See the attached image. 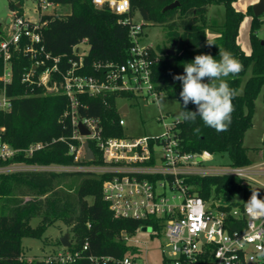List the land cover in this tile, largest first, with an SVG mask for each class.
I'll use <instances>...</instances> for the list:
<instances>
[{
  "label": "trees",
  "instance_id": "16d2710c",
  "mask_svg": "<svg viewBox=\"0 0 264 264\" xmlns=\"http://www.w3.org/2000/svg\"><path fill=\"white\" fill-rule=\"evenodd\" d=\"M71 6L66 16L49 18L43 30L46 50L55 56H71L72 48L84 39L90 45L89 55L85 58L84 75H96L95 63L123 64L129 57L132 42L129 29L118 22V16L106 9L96 8L92 0H58ZM253 1V0H252ZM11 1L10 9L18 10ZM175 2L179 5L173 10L163 9ZM237 0H131V12L147 25H159L166 29L167 40L176 42L172 57L165 51L160 62L154 67L153 81L157 90L164 91L166 97L180 104V112L196 111L189 103L183 109L179 96L181 82L174 75L184 74L183 65L194 60L198 54H211L219 58V46L229 50L239 59L243 70L228 79L230 87L237 89L239 95L233 100L235 110L231 124L226 132L217 133L204 126L197 119L193 124L180 121L177 133L181 148L186 153L208 151L215 156H227L229 166L246 167L253 164L250 149L244 146V137L253 126L256 101L264 90V42L258 38L257 31L262 27L260 18L253 14V5L248 6L246 14L235 7ZM21 3V2H20ZM211 6H222V24L209 19ZM251 17L249 39L251 52H244L238 43L241 23ZM207 32L211 35L208 36ZM2 35L0 34V42ZM207 40L217 45L209 47ZM158 51V48H156ZM159 52V51H158ZM13 84L8 94L17 96L9 112H0V143L16 151L9 159H0V168L7 166H67L74 164L69 154V143L73 132L71 119L64 116L68 109V99L61 94H45L40 88L33 90L21 83L22 74L28 70L30 60L21 53L14 54ZM0 65V73H1ZM249 74V76H248ZM248 76V77H247ZM205 82H207L205 80ZM119 99H139L129 93H108L95 97L84 95L80 98L81 117H96L101 120L105 137H121L124 130L119 126ZM87 106V108L84 107ZM199 127L198 133L193 129ZM63 139V140H61ZM36 143L45 144L44 148L28 155V148ZM96 161L102 163L100 152L90 142ZM264 148V145H263ZM257 150V149H256ZM77 177L81 183L76 196L58 189L61 179ZM104 176L84 173H58L47 171H15L0 173V264H58L53 261L33 260L24 257L22 240L25 237L41 238L44 231L62 223L70 234L69 251H83V256H134L139 253L121 237L123 232L136 235L148 222L115 218L103 199ZM195 185L197 193L205 200L211 197L234 201L239 194L243 206L256 188L244 180L230 176H192L187 180ZM18 195L23 198H18ZM27 198V200H24ZM38 218L39 225L31 226ZM157 227L155 236L162 237ZM48 243L47 240L44 241ZM88 243V250H83ZM57 245L62 248L60 241ZM76 264H93L81 259Z\"/></svg>",
  "mask_w": 264,
  "mask_h": 264
},
{
  "label": "built area",
  "instance_id": "2783aa9c",
  "mask_svg": "<svg viewBox=\"0 0 264 264\" xmlns=\"http://www.w3.org/2000/svg\"><path fill=\"white\" fill-rule=\"evenodd\" d=\"M98 9H106L117 15L119 24L127 26L132 46L125 63H95L96 75H84L85 58L89 55L87 39L72 48L71 56H55L46 50L43 30L49 18L66 16L57 12L62 4L58 0H39L34 12L36 17L26 18L22 4L11 10L5 34L0 42V112H9L17 96L8 94L13 84L14 54L28 57L30 64L21 76V83L32 90L40 88L45 94L64 95L68 109L64 116L71 119L73 132L69 154L74 164L67 166H35L23 169L18 166L0 168V173L15 171H47L58 173H84L104 176L103 199L115 218L148 222L140 228L162 230L165 243L162 247V264H264L259 253L264 250V217L249 215L243 206L232 205L235 201L211 197L205 200L193 184L192 176H230L244 180L263 192L264 162L246 167L208 168L203 164L215 155L208 151L186 153L182 150L177 133L178 120L167 122L161 116L164 133L159 136H132L126 133V121L120 118L124 130L121 137H105L101 120L81 117L80 98L95 97L108 93H129L138 97H151L154 101L166 97L157 90L153 81L154 67L161 54L153 46H141L139 40L147 24L131 12V0H92ZM71 8V6H70ZM69 15V14H68ZM260 20L264 27V14ZM1 30V29H0ZM264 39V31L263 37ZM82 44L88 46L86 51ZM120 100V99H119ZM118 100V101H119ZM87 108L86 105H84ZM123 106L118 105V110ZM124 114L120 115L123 116ZM82 124L88 134L79 129ZM63 140V139H61ZM90 142L100 152L102 163L97 164ZM94 154L87 159V149ZM45 144L36 143L28 148V155L43 149ZM16 151L0 143V159L14 156ZM23 167V166H22ZM137 234L123 232L121 237L131 247L138 249ZM86 243L83 250H88ZM140 254L124 257L83 256V251H59L36 259L58 264H76L87 259L93 264H141ZM255 257V260L252 258ZM35 259L28 260L29 262Z\"/></svg>",
  "mask_w": 264,
  "mask_h": 264
},
{
  "label": "rangeland",
  "instance_id": "374dc122",
  "mask_svg": "<svg viewBox=\"0 0 264 264\" xmlns=\"http://www.w3.org/2000/svg\"><path fill=\"white\" fill-rule=\"evenodd\" d=\"M11 1L21 2L22 12L26 18L37 16L34 10L38 7L39 0H0V29L2 34H5L7 20L12 17L10 9ZM253 2L257 3L258 0H253ZM249 3L250 0H237L235 7L238 11L246 14ZM57 12L61 15H68L71 13V8L67 5H61L57 8ZM208 15L210 20H216L219 24H222L224 21V9L222 6H211ZM137 19L140 20L139 17H137ZM250 27L251 17L245 15L240 26L239 45L242 50L248 54L251 52V43L249 39ZM263 31L264 27H261L257 31V33H260V38L263 37ZM166 34L167 31L162 26L150 24L144 27L143 35L141 36L139 43L141 46H153L158 48V51L162 56V51L169 49L172 45L167 40ZM207 34L208 36L211 35L210 32H207ZM81 47L86 51L88 50V46L85 44H82ZM118 105L120 107L124 105L128 106V112L121 117L126 121V133L132 136L162 135L164 133V128L162 123L158 122L160 117L162 115L166 116L167 122L171 123L173 120H177V116L180 113L179 102L168 97L160 98L158 101H154L151 97H142L136 100L120 99ZM247 134L245 146L250 147V150L252 151V149H254L253 147L258 145L261 138L264 136V90L256 101L253 126L247 131ZM203 165L208 168L224 169L229 166V158L227 156H215L212 161L205 162ZM18 167L28 169V167ZM80 183L81 178H65L59 181L57 188L72 196H76ZM256 190L259 192V195H263L261 190ZM18 198L23 197L18 195ZM24 200H27V198H24ZM235 201L241 202L242 195H237ZM39 223L40 220L36 218L33 219L30 224L33 228H36ZM66 233H68L67 228L62 223H57L55 226L44 231L41 238L24 237L22 240V247L25 259H43L46 256L59 251L61 247L56 243L58 240L60 241L61 237ZM136 238L139 240L138 250L141 255L139 262L141 264H162V247L165 243V239L163 237L159 238L153 236L152 230L138 232ZM45 240H47L48 243H45Z\"/></svg>",
  "mask_w": 264,
  "mask_h": 264
},
{
  "label": "clouds",
  "instance_id": "9594fccd",
  "mask_svg": "<svg viewBox=\"0 0 264 264\" xmlns=\"http://www.w3.org/2000/svg\"><path fill=\"white\" fill-rule=\"evenodd\" d=\"M260 38V33H257ZM209 47L217 45L207 40ZM184 74L174 75L173 79L181 82L182 90L179 96L183 102V109L189 103L196 106V111L183 110L177 116L178 121L193 124L197 119L206 127L217 133L226 132L231 124V116L235 110L233 100L239 95L237 89L230 87L228 79L237 76L243 65L232 52L219 46V58L211 54H198L194 60L183 65ZM205 80L207 82H205ZM200 131L199 127L193 129ZM245 203L247 213L253 217H264V199L260 198L257 190H252L251 196ZM264 257V250L259 253ZM255 260V257L252 258Z\"/></svg>",
  "mask_w": 264,
  "mask_h": 264
},
{
  "label": "water",
  "instance_id": "95a60500",
  "mask_svg": "<svg viewBox=\"0 0 264 264\" xmlns=\"http://www.w3.org/2000/svg\"><path fill=\"white\" fill-rule=\"evenodd\" d=\"M178 5H179L178 2L170 4L163 9V12L173 10L176 7H178ZM253 14L257 18L264 14V0H258L257 3L253 4ZM0 28H1V25H0ZM0 34H1V30H0ZM262 43L264 44V42H262ZM175 48H176V42H173L171 47L169 49L165 50L166 55L172 57V62L174 61L173 56L175 54ZM127 112H128V106L127 105H124L122 108H120L118 110L119 115L125 114ZM79 129L81 130V132L83 134H88V132L85 130V128L83 127L82 124L79 125ZM85 147L87 149V159H89V160L93 159L94 154L91 151V149L89 148V145L86 144ZM146 231H147L146 228L142 229V232H146ZM60 243H61L63 248H69L71 246L70 234L66 233L63 237H61Z\"/></svg>",
  "mask_w": 264,
  "mask_h": 264
},
{
  "label": "crops",
  "instance_id": "0c3cea01",
  "mask_svg": "<svg viewBox=\"0 0 264 264\" xmlns=\"http://www.w3.org/2000/svg\"><path fill=\"white\" fill-rule=\"evenodd\" d=\"M255 2H253L252 0H250V3L248 6L253 5ZM238 43H239V37H238ZM247 133L245 134L244 137V146H245V141H246V137H247ZM250 138V135H249ZM264 136L263 138H261L260 143L258 145H255V147H253L254 149H252V151H249V156L250 158L253 160V164H259L264 162ZM247 147V146H245ZM250 149V147H247ZM257 149V150H256Z\"/></svg>",
  "mask_w": 264,
  "mask_h": 264
}]
</instances>
